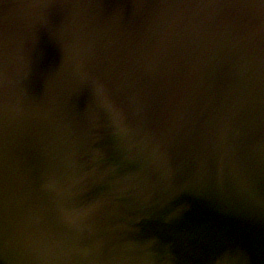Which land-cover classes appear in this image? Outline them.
Wrapping results in <instances>:
<instances>
[{
    "label": "water",
    "instance_id": "obj_1",
    "mask_svg": "<svg viewBox=\"0 0 264 264\" xmlns=\"http://www.w3.org/2000/svg\"><path fill=\"white\" fill-rule=\"evenodd\" d=\"M264 264L262 0H0V264Z\"/></svg>",
    "mask_w": 264,
    "mask_h": 264
},
{
    "label": "snow or ice",
    "instance_id": "obj_2",
    "mask_svg": "<svg viewBox=\"0 0 264 264\" xmlns=\"http://www.w3.org/2000/svg\"><path fill=\"white\" fill-rule=\"evenodd\" d=\"M262 2H264V0H262ZM220 264H232V258L226 254L221 258Z\"/></svg>",
    "mask_w": 264,
    "mask_h": 264
}]
</instances>
